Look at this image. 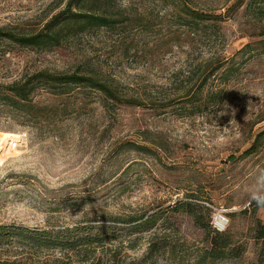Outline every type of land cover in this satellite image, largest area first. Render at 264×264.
<instances>
[{
  "label": "rangeland",
  "instance_id": "1",
  "mask_svg": "<svg viewBox=\"0 0 264 264\" xmlns=\"http://www.w3.org/2000/svg\"><path fill=\"white\" fill-rule=\"evenodd\" d=\"M64 1L0 0V28L40 27ZM248 1L191 0L196 11L222 14L216 26L191 29L170 3L125 0L149 27L103 28L49 51L1 42L0 85L87 66L140 104L90 88L58 94L45 83L30 112L0 97V226L58 229L191 200L209 206L212 220L226 210L241 246L215 264H264V208L248 195L264 171V14ZM170 222L202 245L192 216L171 212ZM2 233L0 264H54L62 255ZM144 248L126 250L122 264Z\"/></svg>",
  "mask_w": 264,
  "mask_h": 264
},
{
  "label": "trees",
  "instance_id": "2",
  "mask_svg": "<svg viewBox=\"0 0 264 264\" xmlns=\"http://www.w3.org/2000/svg\"><path fill=\"white\" fill-rule=\"evenodd\" d=\"M124 1L65 0V5L44 20L40 27H1L0 43L10 41L22 47L49 51L68 46L80 37L103 28L127 30L151 25L150 18L138 13L131 2L126 4ZM151 1L170 3L179 13H184L183 20L191 29L216 26L212 19L222 17V14L194 10L189 3L191 0ZM263 6L264 0H249L247 9L255 16H262ZM42 83L58 94L70 93L77 87L90 88L99 91L107 99L140 104L134 96H123L119 86L110 77L87 66L66 71H38L27 79L23 77L0 85V97L8 106L24 113L30 112L33 107L36 108L33 93ZM135 147L142 151L149 148L139 144ZM171 212H183L193 217L195 225L204 233L202 245L193 248L189 237L179 226L170 222ZM7 229L12 234L24 236L37 247L59 249L62 255L54 260V264H122L123 257L128 256L126 250L138 249L142 242L145 248L140 255L132 258L131 264H157L161 258L177 264H215L242 253L232 228L219 231L213 226L209 206L183 199L154 212L131 209L104 213L99 220H88L84 225L58 229L35 231L24 227L0 226V238ZM259 231L264 237V226Z\"/></svg>",
  "mask_w": 264,
  "mask_h": 264
},
{
  "label": "clouds",
  "instance_id": "3",
  "mask_svg": "<svg viewBox=\"0 0 264 264\" xmlns=\"http://www.w3.org/2000/svg\"><path fill=\"white\" fill-rule=\"evenodd\" d=\"M249 198L252 202H254L257 207L264 208V171H261L259 175L256 177L254 183L249 186L248 190ZM214 227H218L219 230H224V224L221 225H213Z\"/></svg>",
  "mask_w": 264,
  "mask_h": 264
},
{
  "label": "built area",
  "instance_id": "4",
  "mask_svg": "<svg viewBox=\"0 0 264 264\" xmlns=\"http://www.w3.org/2000/svg\"><path fill=\"white\" fill-rule=\"evenodd\" d=\"M221 225L224 224L226 225L224 230L227 229L228 225H229V216L228 213L226 212V210H220L218 212H216L214 214V218H213V225ZM217 230H219L218 227H215ZM221 231V230H219ZM223 231V230H222Z\"/></svg>",
  "mask_w": 264,
  "mask_h": 264
},
{
  "label": "snow or ice",
  "instance_id": "5",
  "mask_svg": "<svg viewBox=\"0 0 264 264\" xmlns=\"http://www.w3.org/2000/svg\"><path fill=\"white\" fill-rule=\"evenodd\" d=\"M0 163H3V161H2V160H0Z\"/></svg>",
  "mask_w": 264,
  "mask_h": 264
}]
</instances>
